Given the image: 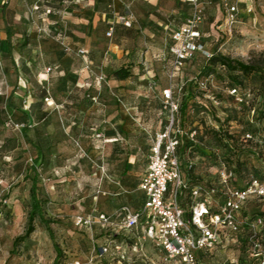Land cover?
I'll return each instance as SVG.
<instances>
[{
    "label": "rangeland",
    "instance_id": "rangeland-1",
    "mask_svg": "<svg viewBox=\"0 0 264 264\" xmlns=\"http://www.w3.org/2000/svg\"><path fill=\"white\" fill-rule=\"evenodd\" d=\"M225 3L240 9L239 24L232 35L223 28ZM213 7L220 11V19L214 28L208 30V25L205 26L210 34L207 50L253 64L259 70L243 80L244 102L238 104L222 91L223 82L229 81L227 74L216 71L200 75L203 61L190 63L186 79L184 73L181 79L186 84L207 79L209 88L198 90L197 96L201 97L198 100L201 104L211 105L199 114L190 109L189 115L183 117L185 131L197 130V141L203 143L207 129L212 126L224 125V129L234 133L249 128L256 131L255 141H259L256 154L255 146L245 143L240 155L237 153L229 160L233 169L236 163H244L250 171L261 174L264 173V0H214ZM250 8L252 12H248ZM28 17L31 15L25 14L26 21ZM36 31L46 40L30 46L21 42L17 62L20 72H15L10 57L0 56V264H55L54 241L63 251L60 264H168L165 253L153 241L144 239L140 229L124 233L120 227V214L138 209L144 198L138 184L151 137L168 119L163 110L162 91L172 87L180 102L185 97L178 92L177 79L170 78L172 58L167 53L168 45L160 43L153 49L154 55L150 52L148 61V46L137 42L129 59L110 61L107 75L103 65L88 69L94 72L95 89L92 86L85 89L93 93L75 89L65 94L59 88V69L76 68L73 58L81 60L76 54L80 48L69 45L63 31L53 33L41 27ZM58 56L62 60H55ZM22 60L27 64L25 71ZM121 69L128 77L123 86L117 87L112 75ZM43 91L49 92L44 98ZM212 94H219L222 99L207 98ZM230 106L236 109L233 114L226 110ZM29 140L41 144L44 150V160L35 166L37 150ZM209 143L219 151L216 141ZM33 167L39 177L37 198L45 219L50 222L54 241L39 216L34 221L35 232L17 241L25 235L32 210ZM219 175L214 169L196 171L193 176L200 177L204 186L219 187ZM245 178L244 174H234V186H244ZM187 192L182 197L189 218L193 200ZM212 200L216 210L225 197L218 194ZM263 213L264 200H251L241 213L245 224L240 244L224 245L205 260L209 264H264V226L252 238L253 231L246 224ZM102 216L107 221L101 220ZM105 248L106 253L102 251Z\"/></svg>",
    "mask_w": 264,
    "mask_h": 264
},
{
    "label": "built area",
    "instance_id": "built-area-1",
    "mask_svg": "<svg viewBox=\"0 0 264 264\" xmlns=\"http://www.w3.org/2000/svg\"><path fill=\"white\" fill-rule=\"evenodd\" d=\"M192 7V13L186 24L178 28L173 36V44L169 47L172 58L170 78H182L183 68L188 61L194 59L197 53L210 59L213 53L207 50V45L200 43L202 33L200 26L204 22V9L200 0H185ZM226 16L223 28L232 35L239 24L240 9L237 5L225 3ZM252 12V9H248ZM119 21L126 28H131L134 16L129 14L120 17ZM108 36H112V30ZM77 56L86 59L84 49L77 51ZM198 83V82H197ZM184 83L178 86V92L183 90ZM200 90L209 88L208 80H200ZM238 104L244 102L241 91L237 88L229 91ZM214 100L212 97H208ZM95 100V99H93ZM163 110L168 113L167 123L163 130L151 137V146L147 158V166L140 179L139 190L144 195L142 207L126 213H121V230H141L143 238L153 241L165 253L168 264H207L198 258L201 252H212L224 242H229L232 235L241 231L245 224L241 217L243 207L253 199L264 200V179H252L244 189L231 186L233 172L224 165L220 170V185L224 189L225 201L215 210L212 196L217 195L215 188L204 189L195 187L191 193L193 205L189 218L180 206L178 192L185 188L183 172L178 157V149L182 139L188 137L197 143V130L187 133L179 125L178 114L180 105L172 87L162 91ZM247 135L246 139H252ZM194 163L189 164V168ZM101 220L107 221L102 216ZM255 238L257 229L263 226L261 218L248 224ZM261 248V245H256ZM104 253L108 249H102Z\"/></svg>",
    "mask_w": 264,
    "mask_h": 264
},
{
    "label": "crops",
    "instance_id": "crops-1",
    "mask_svg": "<svg viewBox=\"0 0 264 264\" xmlns=\"http://www.w3.org/2000/svg\"><path fill=\"white\" fill-rule=\"evenodd\" d=\"M200 1L204 8V22L199 29L202 33L201 40L207 41L210 34L205 31V26L208 25V30L214 28L220 19V11L214 9V0ZM188 4L185 0H0V56L10 57L11 64L18 73L20 70L17 62L21 42H27L30 46L32 43L39 44L40 41H45V37L36 31L39 27L47 28L53 33L63 31L68 44L84 49L87 56L81 60L73 58L77 62V67L73 69L59 65V87L63 88L61 91L65 94H71L75 89H81L85 94L93 93V90L85 89L90 86L95 89L92 70L99 68L98 65H103V71L107 75L111 63L120 62L133 55L132 46L137 42L142 41L148 46L146 53L148 61L154 55L153 49L160 43L168 45L166 47L169 55L173 31L183 27L191 16L192 7ZM27 13L31 17L26 21ZM129 14L134 16V21L131 28H126L119 18ZM110 30L112 36L109 37ZM61 57L58 56L55 60ZM22 61L25 71L27 64ZM89 68L92 70L89 71ZM112 79L115 80L113 84L117 87L123 86L127 80L114 75ZM163 128L155 133L162 131ZM148 155L142 175L146 170ZM143 202L144 198L141 207ZM183 209L185 210L184 207Z\"/></svg>",
    "mask_w": 264,
    "mask_h": 264
},
{
    "label": "trees",
    "instance_id": "trees-1",
    "mask_svg": "<svg viewBox=\"0 0 264 264\" xmlns=\"http://www.w3.org/2000/svg\"><path fill=\"white\" fill-rule=\"evenodd\" d=\"M200 3H201V1H200ZM201 5H202V3H201ZM190 10H191V8H190ZM174 32L175 31H173L172 36H173ZM201 39H200V43L202 45L206 46L208 43L206 41H202ZM172 44H173V41H171V45ZM196 60L203 61V65L201 66L200 73H199L200 75H202V74L212 75V74L216 73V71H221V72H224L225 74L228 75L229 81L223 82L224 88L222 89V91H225L228 94V97L230 96L229 91L231 89L237 88L240 91H242V87L244 86L243 80L245 78H248L253 73H255L256 71L259 70V68L253 64L245 63V62H241V61H234V60L230 59L229 57H224L222 55H218V54L213 52V56L210 59L204 57L200 53H197L195 55L194 59H192L191 61H188L185 64V66L183 68L184 74L186 73V69H187L186 67L190 63H193ZM23 71H24V69H23ZM114 76H116L120 79H125L128 77V73L125 72L123 69H121L119 71H116L114 73ZM184 78L186 79V74H185ZM178 80H177V83L179 86L184 83L183 82L184 79L179 78ZM197 86H198L197 82L194 83L193 80L189 84L184 83L183 90L181 91V93H183V95L185 96L184 99L180 102L178 100V98L175 96L179 102V105H180L179 114H178L179 125L184 130H185V123H184L183 117L185 116V114L187 115L189 113L188 111L190 109L192 111L197 112V114H199L201 112L200 111L201 109H209V106L211 105V103L209 104V106L207 104L203 105V104H201V101H198L199 98H201V97L197 96V94H199L198 90H200ZM59 88H60V90L63 89L62 87H59ZM209 93L210 92H208L207 94H209ZM46 95H48V92L43 91L42 98H44ZM175 95H176V93H175ZM200 95H202L203 99L205 98L204 94H200ZM230 97H232V96H230ZM212 98L213 99H218V98L222 99L219 94H217V96L212 94ZM212 107H213V105H212ZM234 108H236V107H234ZM226 110L232 114L234 112H236L235 111L236 109H233V107H231V106L227 107ZM242 110H244V109H241V111ZM233 119H235V118H233ZM249 129L247 131L246 130L245 131H237L236 133H234V132H231L230 130L224 129V125H219L218 127L212 126V127H209L205 133V136H206L205 137V143H203L201 141H197V143H194V142L190 141L188 137H184L182 139L181 145L178 149V157H179V161H180L182 172H183V181H184V184L186 186L185 188H181L178 192V200H179V204L181 205L182 208L184 207L183 206V197H182L183 193L188 191L187 192L188 196H190V198H191L192 190L198 186L203 187L204 189L215 188L217 190L218 194H222L224 196V189L221 187L220 184H219V187L204 186L200 177H194L193 176L194 173H196V171H200L202 173V172H209V171L211 172V170L215 169L216 174L219 175V172L222 169V166L224 165L228 170L232 171L233 174H235V175H237V174H240V176H243V174L246 175L247 179L245 178L246 184L244 186L236 187L233 184V182H234L233 179L231 180V186L235 189H244L250 183V181L252 179H261V180L264 179V173L260 174L257 171H255V172L250 171V169H247V167L244 163L243 164L242 163H236L235 169H233L232 162L229 160L230 158H232L233 155H237V153L240 155V153H241L240 149H241V147L245 146L244 145L245 143L246 144H253L251 146H255L254 149H256V150H254V151L256 154L257 147L259 146V141H255V139L257 140L256 136L258 135V133L256 131H253L252 129H250V130ZM27 132H28V129L26 128L25 134ZM247 132H249V133H247ZM247 135H252L253 138L252 139H246ZM210 140L216 141V144H217L219 151H216L215 149H213L210 146V143H209ZM29 143L32 145L33 149L37 150V155L33 159V163H34L33 166H35L36 164H39L44 160L43 146L41 144H38L37 142H34L33 140H29ZM253 154H254V152H253ZM257 155H258V152H257ZM191 162H193L194 165L190 169L189 164ZM32 170H33V179H32L33 183H32V188H31V197L33 199L32 210H31L30 215H29V223H28V227L26 229L25 235L18 238L17 241H22V240L27 239L28 237H30L35 232L34 221H35V218L37 216H39L41 222L46 226V228L50 234L51 239L54 241V234H53V231L51 230V228L49 226L50 222L45 219V216H44L43 211H42L41 203L37 198V186H38V182H39L38 173L34 169V167L32 168ZM225 199H226V197H225ZM249 202L245 204V206L243 207V211H244L245 207L249 204ZM140 207H141V204L138 207V209ZM256 218H261L263 220V226H264V213L261 216H256ZM247 229L250 231L249 225H247ZM122 232L130 233L132 231L122 230ZM242 232H243V228L237 234L232 235V238L229 242H224L219 247H217L215 250H217L218 248L224 247V245H227V244H240V240L242 238L241 237ZM112 244L114 245V247L116 246L115 247L116 249H119V247H118L119 245L116 243V241H113ZM54 248H55V251L57 254L56 259H55V264H60L61 259L63 257V251H62L61 247L55 241H54ZM212 253H213V251L212 252H201L198 254V258L200 260H203L207 264H209L205 260V257L207 255H211Z\"/></svg>",
    "mask_w": 264,
    "mask_h": 264
}]
</instances>
